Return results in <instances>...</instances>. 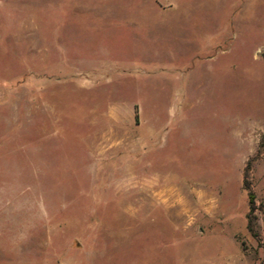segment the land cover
I'll use <instances>...</instances> for the list:
<instances>
[{"label":"rangeland","instance_id":"374dc122","mask_svg":"<svg viewBox=\"0 0 264 264\" xmlns=\"http://www.w3.org/2000/svg\"><path fill=\"white\" fill-rule=\"evenodd\" d=\"M0 264H264V0H0Z\"/></svg>","mask_w":264,"mask_h":264},{"label":"trees","instance_id":"16d2710c","mask_svg":"<svg viewBox=\"0 0 264 264\" xmlns=\"http://www.w3.org/2000/svg\"><path fill=\"white\" fill-rule=\"evenodd\" d=\"M248 171V169L246 170ZM245 189L248 191V196H249V204H250V215L248 216V231L253 235V237H257L256 229H255V224H254V219L251 218V214L254 211V206H255V195L251 190V187L249 183L245 185Z\"/></svg>","mask_w":264,"mask_h":264}]
</instances>
